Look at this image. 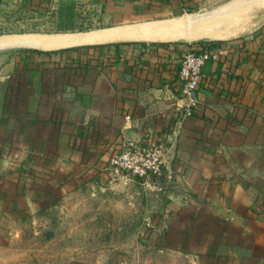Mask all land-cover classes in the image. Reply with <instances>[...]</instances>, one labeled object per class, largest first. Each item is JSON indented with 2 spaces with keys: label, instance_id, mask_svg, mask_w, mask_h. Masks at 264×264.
Masks as SVG:
<instances>
[{
  "label": "crops",
  "instance_id": "1",
  "mask_svg": "<svg viewBox=\"0 0 264 264\" xmlns=\"http://www.w3.org/2000/svg\"><path fill=\"white\" fill-rule=\"evenodd\" d=\"M74 1L97 13L103 27L84 33L96 40L46 46L76 34L66 33L0 52V203L20 215L62 204L63 216H79L67 232L84 238L69 264H264V27L232 41L149 44L208 13L175 16L203 0ZM165 20L164 30H138ZM195 44L213 57L181 122L178 69ZM148 137L166 162L142 214V187L112 184L105 167ZM140 216L149 222H130Z\"/></svg>",
  "mask_w": 264,
  "mask_h": 264
},
{
  "label": "rangeland",
  "instance_id": "2",
  "mask_svg": "<svg viewBox=\"0 0 264 264\" xmlns=\"http://www.w3.org/2000/svg\"><path fill=\"white\" fill-rule=\"evenodd\" d=\"M226 1L228 0H203L196 9L175 16L210 12ZM21 6L24 8H17L14 4L0 6V37L25 35L32 37V39L46 38L58 34L85 33L103 27L97 13L75 3L74 0H57L47 7H43L42 4L38 5L36 9H32L31 5ZM169 21L171 20L142 24L138 29L150 30L155 28L162 30V28L167 27L166 23ZM262 27H264V8L255 13L254 26L249 31L236 36L226 39L167 42L177 44L191 42L192 44L199 41H232L249 37ZM148 43L163 45L166 42ZM9 49L16 48L11 47ZM5 50L0 48V52ZM132 183L142 187L139 194L142 203L136 205L135 210L137 213L143 214L147 210V201L145 200L150 199L152 187L151 185L143 186L139 182ZM148 208L151 209V206L149 205ZM64 209L62 204H41L34 209L29 208L28 214L20 215L17 214L13 203L8 205L0 203V264H69L72 258L80 254L73 250L79 247L84 237L69 235L70 232H67V229H70L73 224H75L74 226L80 224V219L79 216H76L75 220L69 219L71 216L66 218L63 216ZM130 222L138 226L149 221L141 219L140 216V218ZM126 223L127 221L121 220L120 225H126ZM73 245L75 248L70 249Z\"/></svg>",
  "mask_w": 264,
  "mask_h": 264
},
{
  "label": "built area",
  "instance_id": "3",
  "mask_svg": "<svg viewBox=\"0 0 264 264\" xmlns=\"http://www.w3.org/2000/svg\"><path fill=\"white\" fill-rule=\"evenodd\" d=\"M204 42L206 41H202ZM211 57L213 55L208 50L200 49L196 44L191 45L181 57L178 69L179 88L182 96L187 99L180 115L181 122L192 115L195 106L192 93L199 82L203 66ZM165 162V148L148 137L143 142L125 143L122 151L109 159L105 171L111 183L128 185L139 182L143 186H150L162 175Z\"/></svg>",
  "mask_w": 264,
  "mask_h": 264
},
{
  "label": "bare ground",
  "instance_id": "4",
  "mask_svg": "<svg viewBox=\"0 0 264 264\" xmlns=\"http://www.w3.org/2000/svg\"><path fill=\"white\" fill-rule=\"evenodd\" d=\"M262 8H264V0H230L222 4L215 10L206 13L205 15L196 16V19L194 20L192 18H189V19L180 18L179 20L172 23V25H170L168 33H157L155 34L157 36L156 37L153 36V37L158 39L156 41H161V39L186 40V41H193V40L206 39V38L207 39H226V38L233 37L240 33L250 30L254 26L255 13L261 10ZM187 28H190V32H185ZM46 38L49 39L50 36ZM65 38L67 39L64 40L63 44H55V43L50 44L49 42V44H47L46 46H55V47L57 45H69V46L71 45L72 46V45L87 43L91 40H96L97 37L94 34L93 36H87V35L82 36L79 34L77 35L76 33L73 35H68ZM41 39H44V38H35V39L30 40L23 36H4V37H0V46L2 47L8 46V45L14 46L16 43L19 45H28V44L30 45L31 41L34 42L36 40L39 41Z\"/></svg>",
  "mask_w": 264,
  "mask_h": 264
},
{
  "label": "water",
  "instance_id": "5",
  "mask_svg": "<svg viewBox=\"0 0 264 264\" xmlns=\"http://www.w3.org/2000/svg\"><path fill=\"white\" fill-rule=\"evenodd\" d=\"M114 37H116V35ZM110 38H113V37H110ZM87 44H90V43H84V44L74 45V47H76V46H82V45H87ZM11 47H15V48H29L31 46H25V45L23 46V45H19V44L16 43L14 46H9L8 45V46L3 47V49H9ZM68 47H73V46H68ZM34 48H38V47H34Z\"/></svg>",
  "mask_w": 264,
  "mask_h": 264
},
{
  "label": "trees",
  "instance_id": "6",
  "mask_svg": "<svg viewBox=\"0 0 264 264\" xmlns=\"http://www.w3.org/2000/svg\"><path fill=\"white\" fill-rule=\"evenodd\" d=\"M202 42V41H199V43Z\"/></svg>",
  "mask_w": 264,
  "mask_h": 264
}]
</instances>
